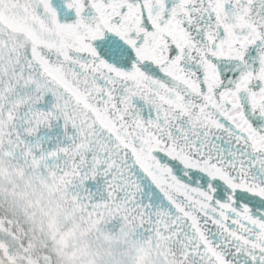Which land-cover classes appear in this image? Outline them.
<instances>
[{
    "label": "snow or ice",
    "instance_id": "1",
    "mask_svg": "<svg viewBox=\"0 0 264 264\" xmlns=\"http://www.w3.org/2000/svg\"><path fill=\"white\" fill-rule=\"evenodd\" d=\"M0 264H264V0H0Z\"/></svg>",
    "mask_w": 264,
    "mask_h": 264
}]
</instances>
